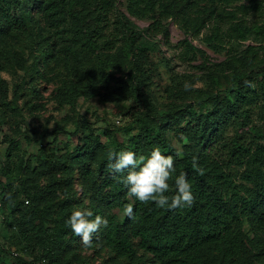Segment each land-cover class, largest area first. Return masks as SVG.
<instances>
[{"label": "trees", "instance_id": "obj_1", "mask_svg": "<svg viewBox=\"0 0 264 264\" xmlns=\"http://www.w3.org/2000/svg\"><path fill=\"white\" fill-rule=\"evenodd\" d=\"M125 1L126 7L122 10L115 0H0V39L13 34L37 45L46 42L49 36L60 39L69 35L79 53L91 58V66L102 72L110 66L106 53L113 52L121 41L125 57L130 59L132 66L144 59L147 52H159L151 39L160 35L166 43L168 29L161 20H170L183 35L176 44L178 57L193 59L197 56L198 63L190 67L201 70L215 85L223 81L224 90L231 98L222 97L211 111L195 115L191 125L179 127L185 136L179 154L172 152L164 134L167 127L180 124L183 114H194L190 105L184 107L187 108L182 115L169 111L151 120H145L146 114L135 119L142 122L137 137L144 150L140 156L149 155L154 146H158L163 155L173 156L176 175L187 173L194 202L191 206L168 210L130 197L128 187L122 182L128 170L114 173L108 167L106 147L88 131L81 140L82 145L70 155V166L68 163L69 167L64 168L72 172L71 175L55 178L49 173L45 177L48 182L45 194H51L52 188L57 186L64 200L61 216L51 217L52 225L43 228L40 225L38 230L49 244H60L63 240L69 243L71 239L80 238L66 223L72 212L78 210L72 204L76 202L77 191L73 186L77 184L82 197L88 199V210L108 220V226L101 227L98 232L104 245L119 257L137 260L136 247L149 256L152 264H264V18L261 17V3L258 0ZM36 7L45 19L40 27L32 17ZM155 10L157 18L153 17ZM131 17L150 23L138 29ZM247 38L254 44H242ZM192 40L215 53L224 52V58L211 61ZM53 44L56 45V41ZM47 47L43 44L37 54L29 57L31 61L23 70L28 79L43 78L44 69L51 62L57 64L58 59ZM92 69L76 71L74 81L70 82L73 91L85 87ZM31 89L36 91L35 87ZM6 104L0 80V110ZM149 121H155L154 125L148 126ZM104 134L110 137L109 133ZM24 139L30 141L28 137ZM7 141L6 162L0 167L3 179L0 181V205H12L16 211L19 203L12 204L8 192L19 170L24 177L31 175V171L21 167L20 160L14 162L18 145L15 139L7 138ZM129 148L134 149L133 143ZM111 152L119 151L113 149ZM193 157L198 161L199 170L193 167ZM93 160H97V165L90 169ZM45 169L52 170L47 166ZM95 171L99 176L91 179ZM174 178L169 181L167 195L175 193ZM59 179L66 180L60 184ZM21 187L26 204L41 200L37 197L39 193L30 195L27 188ZM129 203L133 205V216L124 214L122 221L107 211L116 207L123 212L124 205ZM51 204L46 203L44 212L37 207L30 210L36 212L40 224L49 218L51 211L47 208L53 210V205H57ZM243 222L251 227L256 247L252 253L243 250L246 246L241 243L239 233ZM67 234L71 237L65 240ZM0 250V264H9V254ZM203 252L208 256L206 260L201 258ZM242 257L247 259L246 263L241 261ZM11 262L32 264L18 258Z\"/></svg>", "mask_w": 264, "mask_h": 264}, {"label": "rangeland", "instance_id": "obj_2", "mask_svg": "<svg viewBox=\"0 0 264 264\" xmlns=\"http://www.w3.org/2000/svg\"><path fill=\"white\" fill-rule=\"evenodd\" d=\"M115 1L125 10V0ZM258 1L261 3V17L264 18V0ZM32 13L38 27L45 23L40 9L36 7ZM153 17H158L157 10ZM131 21L138 29H143L150 23L149 20L134 17H131ZM161 22L168 29L167 42L160 35L151 39L156 43L159 52H147L144 59L132 66L130 59L125 57L124 44L121 41L113 52L106 53L109 55L107 59L110 66L102 72L91 66V58L79 53L69 35L60 39L49 36L46 42H38L37 45H31L24 38L15 37L13 34L0 39V80L7 103L0 110V167L6 162L7 138H11L18 145L14 162L20 160V166L31 171V175L24 177L19 170L8 192L12 204L19 203L17 210L13 211L12 205H0V248L9 254V264H12L13 258L32 264H152L151 260L148 261L149 256L136 247L137 260L130 261L117 256L104 245L99 232L93 234L91 246L84 247L80 238L71 239L69 243L63 240L60 244H49L38 229L40 225L42 228L50 227L52 223L49 219L61 216L60 207L64 200V194L57 186L52 188L51 194H45L44 189L48 187L45 177L49 173L55 178L71 175L72 172L64 171V168L70 166V155L76 147L82 145L81 140L88 131L106 147V155L113 149H118L119 152L132 151L139 158L140 153H144L143 144L137 138L142 122L135 119L146 114L148 118L145 120H151L169 111H177L176 115H182L187 108L184 107L190 105L194 114H183L180 124L167 127L164 134L166 144L173 153L179 154L185 142V136L179 131V127L191 125L195 115L198 116L202 111H211L222 97L230 98L224 90L226 84L223 81L215 85L209 82L201 70L190 67L198 63L197 56L193 59L178 57L176 44L183 35L170 20ZM53 41L57 44L54 45ZM191 42L211 61L224 58V52L215 53L197 40ZM43 44L51 48L49 51L58 59L57 64L51 62L44 69L43 78L28 79L23 70L31 61L29 57L37 54V49ZM242 44L254 43L247 38ZM88 68L93 69L84 84L85 87L82 90L77 87L73 91L70 82L74 81L76 71ZM185 83L190 86L188 90H185ZM31 87H35L36 91ZM154 123L155 121H149L148 126ZM105 132L110 137L105 136ZM153 132L150 134L153 135ZM24 137H28L30 141H25ZM132 143L134 149L129 148ZM96 165L97 160H93L89 167L93 169ZM46 166L52 170L46 171ZM71 168L74 169L75 166L72 165ZM96 175L98 174L95 171L91 179ZM59 180L63 184L64 180ZM0 181H3L1 177ZM21 185L27 188L30 195L39 193L37 197L41 200L36 199V203L26 204ZM75 185L77 184L73 188L77 194L76 202L72 203L73 207L88 210V199L82 197ZM46 203L48 206L51 203L57 205H53V210L47 208L51 211L48 212L49 218L44 224H40L36 212L30 210L37 207L44 212ZM64 206L67 208L66 204ZM107 211L122 221L124 213L119 208L111 207ZM250 228L243 222L239 233L241 243L246 246L243 250L247 249V252L252 253L256 247ZM70 237V234L65 235V240ZM1 253L0 250V255ZM207 257L205 252L201 254L204 260ZM241 261L246 263L247 259L242 257Z\"/></svg>", "mask_w": 264, "mask_h": 264}, {"label": "clouds", "instance_id": "obj_3", "mask_svg": "<svg viewBox=\"0 0 264 264\" xmlns=\"http://www.w3.org/2000/svg\"><path fill=\"white\" fill-rule=\"evenodd\" d=\"M185 83V90L189 89ZM110 161L108 167L114 173L123 172L127 169V175L123 183L128 187L130 197L141 203L152 202L157 208L175 210L191 206L194 202L192 185L187 179V173L181 172L176 175V167L173 156H165L158 146H154L149 155H141L137 158L132 151L109 152ZM192 164L198 169V161L193 157ZM199 170V169H198ZM174 178L175 193L169 192V181ZM123 212L126 216H133V205L125 204ZM66 223L73 233L80 237L84 247H90L93 234L101 227L108 226V220L100 215H93L91 210H75Z\"/></svg>", "mask_w": 264, "mask_h": 264}]
</instances>
